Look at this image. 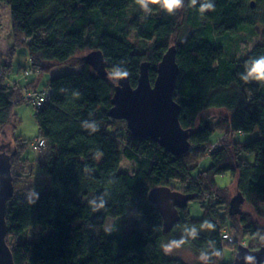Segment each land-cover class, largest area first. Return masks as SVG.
<instances>
[{
  "label": "trees",
  "instance_id": "trees-1",
  "mask_svg": "<svg viewBox=\"0 0 264 264\" xmlns=\"http://www.w3.org/2000/svg\"><path fill=\"white\" fill-rule=\"evenodd\" d=\"M0 1L11 10L10 49L7 54L0 49V139L9 140L13 153L7 223L15 264H185L161 247L164 217L149 198L157 187L192 195L201 204V217L190 212L192 201L179 207L172 231L180 232L182 245L207 253L206 264H233L224 262L227 246L236 254L246 239L251 249L264 246V83L240 79L247 75L245 64L264 55V42L242 59L216 43L244 26H264V0H208L215 10L205 13L199 11L204 0L195 6L184 0L173 14L157 0H143L147 8L138 0ZM171 47L180 67L175 93L180 122L191 131L192 149L183 156L149 137L135 138L126 121L108 115L121 79L111 73L127 70L137 87L148 62L154 83ZM98 50L108 61V78L86 61ZM20 52L29 58L19 69L23 80L34 77L27 84L13 76ZM60 66L82 69L46 84L54 93L36 109L38 137L46 142L37 174L35 162L25 157L36 140L13 134L19 121L15 108L30 104L25 91L41 89L44 76ZM209 112L221 122L214 124ZM237 134L245 139L237 140ZM124 157L136 163V173L121 169ZM203 157L211 159L206 168ZM226 174L234 182L222 188L217 177ZM238 195L240 203L232 204ZM129 204L146 228L117 237L107 220L123 217ZM225 233L235 242L225 240Z\"/></svg>",
  "mask_w": 264,
  "mask_h": 264
},
{
  "label": "water",
  "instance_id": "water-1",
  "mask_svg": "<svg viewBox=\"0 0 264 264\" xmlns=\"http://www.w3.org/2000/svg\"><path fill=\"white\" fill-rule=\"evenodd\" d=\"M86 61L98 75L109 77L108 61L101 50L89 53ZM179 73L177 50L171 47L159 64L154 83L148 62L142 64L137 87L132 86L129 76L118 81L113 108L108 113L113 119L126 121L135 138L149 137L175 156H183L192 149L191 131L182 127V105L175 98ZM10 147V142L0 139V264H15L8 243L7 223V203L14 194ZM149 198L163 215L165 232H168L180 221L179 207H186L194 196L169 187H157ZM235 200L240 203V195L233 198L232 204ZM247 257H253L254 264H264V246L251 249L240 244L233 264H247Z\"/></svg>",
  "mask_w": 264,
  "mask_h": 264
},
{
  "label": "rangeland",
  "instance_id": "rangeland-1",
  "mask_svg": "<svg viewBox=\"0 0 264 264\" xmlns=\"http://www.w3.org/2000/svg\"><path fill=\"white\" fill-rule=\"evenodd\" d=\"M236 34H233L231 37L229 35L227 38L219 39V42L222 47L226 51H236L238 59H242L248 56L251 51L258 45L264 42V26H258L256 29L254 27H243ZM10 31H11V10L10 7L6 6L0 1V49L3 53H8L10 49L11 39H10ZM149 45V42L142 41V45ZM27 57L24 55L23 52H20L16 59H15V67L19 70L20 66L27 65ZM82 66L71 68L70 66H60L54 69L51 73L46 74L44 76L43 82L40 86L41 89L46 87L47 82L55 77H60L66 74L71 73L72 71H80ZM25 76H23L24 78ZM18 116V127L13 132L14 136L19 139H24L27 142L38 140V124L36 120V109L31 104H22L15 108ZM212 115L211 120L212 122L219 123L220 116L216 115L215 112L207 113ZM219 133L218 137L221 139L224 136L223 127L224 124H219ZM250 136H248L249 138ZM237 140H244L245 138L241 134H237ZM6 143H9V140H6ZM46 152V151H45ZM45 152L42 150H35L33 146L30 144L28 150L25 153V157L30 159L31 161L35 162V173H41L42 169L40 167V162L45 158ZM251 161H254V157L248 156ZM211 163L210 157H203L201 166L206 168ZM121 169L123 171H127L130 174H134L137 172L138 167L135 162H132L125 157L121 163ZM217 182L220 187H232L234 179L231 174L221 175L217 177ZM232 193H236L235 189L232 190ZM244 211L251 212L252 208L249 205H244ZM190 212L194 217H201L203 210L202 206L198 201H192L190 203ZM123 225V227L115 230L114 226ZM107 228L113 231V235L117 237H125L127 231L130 229H136L138 231L143 230L146 228V224L144 223L143 217L139 214L137 208L133 204H129L127 208V213L117 219L109 218L107 220ZM114 229V230H113ZM52 233V230H49L46 235ZM180 241V232L178 231H168L165 235V238L162 244H169L171 241ZM249 239L243 241V244L249 246ZM164 251V250H163ZM164 253L175 259L182 260L185 264H206L208 260V255L205 252H196L193 249L181 245L180 247L173 248L170 252ZM207 257V260H203L201 256ZM235 252L230 246H227L224 255V262L226 263H233L235 260Z\"/></svg>",
  "mask_w": 264,
  "mask_h": 264
},
{
  "label": "clouds",
  "instance_id": "clouds-1",
  "mask_svg": "<svg viewBox=\"0 0 264 264\" xmlns=\"http://www.w3.org/2000/svg\"><path fill=\"white\" fill-rule=\"evenodd\" d=\"M138 2L141 4L142 7L147 8V3H144L143 0H138ZM198 0H191V3L193 6L197 4ZM157 3L160 5V7L166 11L169 14L175 13L178 9L183 7L184 0H157ZM215 8L213 6V3L208 2V0H204V2L201 4L199 11L201 13H205L208 11H214ZM245 69L247 71V75H241L240 79L243 80L245 83H248L250 81H257L260 83H264V55L259 56L258 58L254 57L251 60H249L245 64ZM113 78H125L128 76V71L124 70L122 72H115L111 73ZM35 195V192L32 191L29 193V198L31 202V197ZM209 228L213 227L211 224L207 225ZM184 243V240L180 241H171L169 244H162V249L167 253L172 251L173 248L180 247ZM216 255H221V253L217 252ZM203 260H207V257L201 256L200 257ZM247 264H254V258L253 257H247Z\"/></svg>",
  "mask_w": 264,
  "mask_h": 264
},
{
  "label": "built area",
  "instance_id": "built-area-1",
  "mask_svg": "<svg viewBox=\"0 0 264 264\" xmlns=\"http://www.w3.org/2000/svg\"><path fill=\"white\" fill-rule=\"evenodd\" d=\"M26 76L32 75V71H27ZM53 89L48 87L45 89H37V90H32V89H27L25 91V99L28 101L35 109H40L44 107L52 98L53 96ZM46 146V142L43 139H38L33 143V147L36 150H42ZM225 240L230 241L231 243H234L235 240L233 237L225 233L223 235Z\"/></svg>",
  "mask_w": 264,
  "mask_h": 264
},
{
  "label": "crops",
  "instance_id": "crops-1",
  "mask_svg": "<svg viewBox=\"0 0 264 264\" xmlns=\"http://www.w3.org/2000/svg\"><path fill=\"white\" fill-rule=\"evenodd\" d=\"M4 54H7V53H4ZM24 55L27 57V59H29L26 54H24ZM27 62H28V60H27ZM23 67L24 66H21L22 69H23ZM13 76H14L15 79L18 78V80H20L21 83H23V84H27L28 82H31L33 80V78H34V77H31L28 80H23V72H22V70L19 71L16 67H15V72H14Z\"/></svg>",
  "mask_w": 264,
  "mask_h": 264
}]
</instances>
